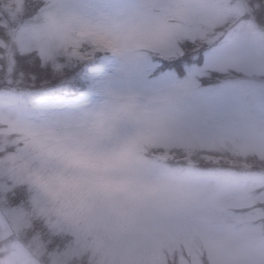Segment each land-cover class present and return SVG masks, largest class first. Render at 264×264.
<instances>
[{
    "label": "snow or ice",
    "instance_id": "1",
    "mask_svg": "<svg viewBox=\"0 0 264 264\" xmlns=\"http://www.w3.org/2000/svg\"><path fill=\"white\" fill-rule=\"evenodd\" d=\"M240 9L228 14L225 0H137L130 6L113 4L106 10L81 0H2L0 2V128L2 110L18 111L12 95L20 88L59 76L67 61H87L103 48L83 44L56 60L45 62L37 49L18 48L9 35L15 30L24 44L28 31L55 7L82 17L105 22L142 23L164 31V39L152 50L175 53L177 42L199 39L227 41L218 50L214 67L220 71L264 74V0H230ZM11 46V61L6 53ZM247 92L234 90L242 101ZM264 102V90L257 93ZM250 125L243 116L229 129L214 134H196L178 124L170 141L151 147L148 156L169 168L187 171L204 193L202 201L183 209L160 226L150 261L145 264H264V176L260 167L244 168L234 163L232 143ZM264 134V119L253 124ZM23 145L7 132L0 133V169L9 164ZM30 193L23 185L0 179V264H50V254L73 249L70 237L52 233L40 220L25 218ZM27 225V226H26ZM70 238V239H69ZM126 244L143 255V242L131 238ZM72 264H91L87 254Z\"/></svg>",
    "mask_w": 264,
    "mask_h": 264
},
{
    "label": "rangeland",
    "instance_id": "2",
    "mask_svg": "<svg viewBox=\"0 0 264 264\" xmlns=\"http://www.w3.org/2000/svg\"><path fill=\"white\" fill-rule=\"evenodd\" d=\"M81 2L106 10L113 4L130 6L137 0ZM225 9L228 14L241 11L230 6V0H225ZM38 32L39 26L29 29L27 44L15 30H9V35L18 48L39 50L45 62L77 48L75 45L48 46L38 38ZM226 41L227 37L213 42L184 39L177 42L179 51L175 53L152 50L158 41L145 45V50L121 56L96 52L90 60L82 62L61 58L65 68L59 76L41 80L30 89L20 88L13 92L19 110H2L6 125L0 128V133L7 132L15 137L23 148L0 169V179L23 185L31 194L30 206L24 210L28 223L33 219L43 221L52 233L71 238L73 249L50 254V264H72L74 258L79 259L84 254L91 264H145L150 261L152 244L159 236L160 226L183 209L199 204L204 196L192 183L190 173L169 168L148 156L151 147L174 138L178 124L190 133L214 134L232 127L242 115L250 125L232 143L233 162L244 168L257 165L260 172L255 175L264 176V134L253 125L264 119V102L257 94L264 90V74L223 72L214 67L218 50ZM6 55L11 61L10 45ZM177 59L182 60L181 75L163 67V61ZM238 89L247 92L242 101L232 95ZM76 94L78 98L71 99ZM112 96L132 101L144 114L138 121L143 131L137 139L149 165L147 175L166 178L165 187L157 199L139 202L127 199L109 202L97 198L86 208L73 207L71 210L59 201L51 202L34 184L39 162L26 146L33 129L54 114L97 104ZM56 131L62 133L63 130ZM131 238L143 242V255L126 244Z\"/></svg>",
    "mask_w": 264,
    "mask_h": 264
},
{
    "label": "clouds",
    "instance_id": "3",
    "mask_svg": "<svg viewBox=\"0 0 264 264\" xmlns=\"http://www.w3.org/2000/svg\"><path fill=\"white\" fill-rule=\"evenodd\" d=\"M38 26L37 36L48 46L89 44L117 56L145 50L165 35L157 26L98 21L55 7ZM143 118L132 101L116 96L49 117L26 142L39 162L34 184L51 202L59 201L69 210L86 208L97 198L157 199L167 181L147 175L149 165L137 139Z\"/></svg>",
    "mask_w": 264,
    "mask_h": 264
},
{
    "label": "trees",
    "instance_id": "4",
    "mask_svg": "<svg viewBox=\"0 0 264 264\" xmlns=\"http://www.w3.org/2000/svg\"><path fill=\"white\" fill-rule=\"evenodd\" d=\"M189 60H187L186 62H188ZM182 63V60L180 59H177V60H171V61H163V67L168 68V69H174L175 71H178L179 75L182 74V67H181V64ZM40 82V81H39ZM31 87L27 88V89H30ZM75 90V88H74ZM75 92V91H74ZM79 95V94H78ZM77 94L73 97H76Z\"/></svg>",
    "mask_w": 264,
    "mask_h": 264
}]
</instances>
